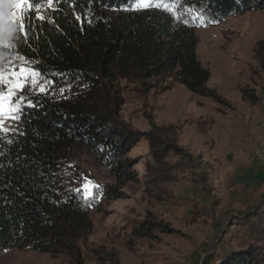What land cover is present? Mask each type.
<instances>
[{
    "label": "rangeland",
    "instance_id": "rangeland-1",
    "mask_svg": "<svg viewBox=\"0 0 264 264\" xmlns=\"http://www.w3.org/2000/svg\"><path fill=\"white\" fill-rule=\"evenodd\" d=\"M37 2L49 19L47 0ZM8 7L0 2V21ZM36 14L26 11L25 23ZM193 31L196 57L209 71L206 85L221 101L167 76L149 80V89L132 78L118 80L120 119L140 132L149 131L148 119L171 126L178 150L156 163L141 137L127 154L133 177L120 182L89 150L65 152L69 183L89 204L91 229L77 241L82 264H218L249 246L264 254V7ZM0 32V69L34 70L9 39L12 26L0 23ZM38 81L20 93L22 106L52 90L39 74ZM5 123L12 131L0 138L19 132L18 121ZM85 178L99 186L87 197ZM117 187V197H105ZM0 264L73 263L65 254L0 247Z\"/></svg>",
    "mask_w": 264,
    "mask_h": 264
},
{
    "label": "trees",
    "instance_id": "trees-1",
    "mask_svg": "<svg viewBox=\"0 0 264 264\" xmlns=\"http://www.w3.org/2000/svg\"><path fill=\"white\" fill-rule=\"evenodd\" d=\"M152 3L173 11L137 9L138 0H54L49 19H28L27 37L11 39L52 90L23 105L19 132L0 138V247L65 254L82 264L77 241L91 229L89 204L69 183L65 152L89 150L120 182L133 177L127 154L141 137L156 163L178 150L171 126L148 119L149 131L140 132L120 119L118 80L132 78L149 89V80L167 76L221 101L206 85L209 71L196 57L193 29L264 7V0ZM104 193L115 198L119 187ZM261 251L249 246L218 264H264Z\"/></svg>",
    "mask_w": 264,
    "mask_h": 264
},
{
    "label": "snow or ice",
    "instance_id": "snow-or-ice-1",
    "mask_svg": "<svg viewBox=\"0 0 264 264\" xmlns=\"http://www.w3.org/2000/svg\"><path fill=\"white\" fill-rule=\"evenodd\" d=\"M0 2H6L9 6L8 18L6 20L0 21V23L4 25L12 26V32L9 34V39H15L18 34H23L25 38L27 37L28 25L25 23L27 18L24 15L26 11L32 10L34 8L37 13L36 19H45L43 15H40L41 4L38 3L37 0H0ZM173 2L178 4L179 0H173ZM47 6L49 8H53L54 0H47ZM150 7H164L166 11H173L170 6L153 4L152 0H138L137 9H147ZM180 18V16H177V19ZM196 18L202 19V17L199 16ZM77 19H80V17H77ZM2 36L3 33L0 32V37ZM5 47H8V45L6 44ZM38 84V73H36L34 70L21 67L19 71L5 72L4 70L0 69V132L8 133L9 131H12L11 127L6 125L5 122L9 120L16 122L21 119V101L26 99V97L20 95V93L35 87ZM39 91L41 93H45L47 88L44 85H40ZM28 106H33L31 101H29ZM98 187V185H95L87 178H85V182L82 184V189L85 192L86 197L91 195L92 188ZM80 190L81 189L79 188L76 189V191Z\"/></svg>",
    "mask_w": 264,
    "mask_h": 264
}]
</instances>
